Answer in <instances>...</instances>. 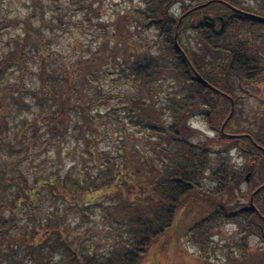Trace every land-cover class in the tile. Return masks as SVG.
Instances as JSON below:
<instances>
[{"label":"trees","instance_id":"obj_1","mask_svg":"<svg viewBox=\"0 0 264 264\" xmlns=\"http://www.w3.org/2000/svg\"><path fill=\"white\" fill-rule=\"evenodd\" d=\"M258 1L251 8L237 0H141L112 20L97 22L99 40L87 46L86 54L74 49L75 57L57 61L59 53L48 46L40 26L53 30L63 19L58 13L55 23L41 16V24L32 26L40 0H31L21 38L11 44V60L14 70L21 69L23 55L35 62L33 103L22 99L20 90L1 85L9 65L0 58V258L5 260L0 264H23L26 258L32 264H140L190 199L210 203L209 214L191 227L203 250L210 222L222 220L239 227L242 254L250 249L242 240L246 235L264 246V127L251 130L239 123L234 95L245 82L264 76V2ZM87 10L92 11L90 5ZM204 16L215 24L208 25ZM149 28L157 37L142 46L133 34ZM110 75L112 88L126 84L140 92L124 97L122 106L150 152L130 146L126 128L116 151L98 148L103 130H111L104 121L110 111L98 110L107 102L99 76ZM7 95L31 114L20 115L17 126H8ZM200 113L214 135L196 142L189 120ZM64 142L67 154L80 147L83 174H73L74 163L34 170L30 177L18 168L36 152ZM231 149L243 163L231 159ZM237 193L247 204L240 205ZM101 196L109 200L103 205L105 218L116 230L115 243L104 253L74 245L66 223L69 206L87 207ZM17 211L30 217V228L17 224Z\"/></svg>","mask_w":264,"mask_h":264},{"label":"rangeland","instance_id":"obj_2","mask_svg":"<svg viewBox=\"0 0 264 264\" xmlns=\"http://www.w3.org/2000/svg\"><path fill=\"white\" fill-rule=\"evenodd\" d=\"M77 1L40 0L41 13L37 9V13L35 12L30 17L32 18L30 21L32 26L41 24L39 20L41 16L45 19H51L54 23L57 13L62 17L64 23L57 27L54 26L53 30L42 25L40 26V30L45 36L48 46L59 53V55H56L57 61L75 57L72 56V50L74 49L78 51L79 55L86 54L87 46L89 44L94 46L99 40L95 35L102 28L99 25H95L97 22L112 20L116 13L141 4V0H79L81 4L76 3ZM237 1L251 8H255L259 4L258 0ZM260 2H264V0H260ZM88 5H90L92 11L87 10ZM261 5L263 8L260 14H264V4ZM32 7L31 0H0V58L2 56L5 57L9 65V68L1 79V85H6L17 91L20 90L22 92L21 98L31 103H33V98L30 91L38 85L36 76L34 75L36 69L35 62L30 55H23L24 64L21 69L14 70L13 61L11 60L13 45L11 44L21 38L24 26L22 20L27 17ZM177 8L178 5L176 4L171 10L176 12ZM235 8L238 9V7ZM14 19H17L18 23L13 25L7 24L8 21ZM130 30L132 31L131 28ZM261 31L264 30L261 29ZM188 32L190 33V31L184 32L183 36L189 34ZM136 34L142 39V46L147 45V40H153L157 37L155 28L138 30L133 34L134 38ZM152 48L156 50L155 47ZM262 56L264 57V53H262ZM99 77H102L103 91H101V97L105 98L107 102L105 105H100L98 110L110 111L104 121H106V126L111 127V130L109 134L103 130V137L101 136L97 141L98 148L105 151H111V149L116 151L119 146L118 137H121L123 134L121 128H126L133 136L132 138L131 135L128 136L130 146L131 144H135L136 147H141L150 152L144 139L140 137V134L135 132L136 128L132 125L135 120L130 121L125 116V111L128 110L123 109L122 106L124 97H139L140 92L133 85L120 84L112 88L111 83L114 85L115 82L110 81L111 75ZM161 83H164L166 90L169 88L164 81ZM234 92L237 100L235 101V117L239 120V123L242 126H248L251 130H256L259 126L264 127V76L254 81L245 82L242 84V88H236ZM163 93L160 94L161 100H164ZM7 100L11 103H9L10 112L6 114L9 120V127L13 125L17 126L20 115L31 116L30 111L27 112L25 107H22V109L18 108L17 103H15L17 101L12 96L7 95ZM109 107L110 109H108ZM189 124L194 128L191 136L193 141L197 142L204 139V135L209 137L214 135V132L209 130L206 125L201 113L190 118ZM103 128L102 125L101 129ZM14 129L11 128L9 130V135H11ZM76 131V129L73 130V132ZM68 140L69 143L72 142L70 137ZM37 144L38 141L34 142L35 147H37ZM34 146L32 147L35 148ZM66 147V142L62 143L58 149L53 146H47L44 151L36 152L30 160H24L23 163H20L18 168L30 177L31 172L34 170L39 171L42 168L52 169L59 166L61 169H65L74 163V166L71 167L73 174H83L84 169L81 165L82 163H80L82 155L80 147L74 146L71 154H67ZM230 157L237 165L243 163L242 157L237 154L236 150H230ZM248 174L249 172L245 175ZM241 187V191L243 192L246 189L245 185L243 184ZM236 195L238 198L239 193ZM244 197L238 198L240 199V205L247 204V201H244L246 200ZM6 199L9 201L7 194ZM97 201L99 203H94L87 207H79L80 209L75 208V206H69L66 209V223L68 237L74 245L82 244L88 250L93 248L98 253H104L115 243L116 230L115 227L109 225V222L105 218L106 213L103 205L107 204L109 200L101 196ZM234 204L231 200L230 205ZM210 210L209 202L195 199H190L180 206L171 225L152 244L147 254L141 259L140 264H264V246L255 235L244 236L242 240H244L248 247L250 246V249L246 254L241 253L242 250H240L239 243H237L240 238V231L234 220H222L221 223L216 224L211 221L209 225L211 233H209V237L204 235V238H208L205 239V250H203V247L201 248L193 239L195 234L191 227L194 223L206 217ZM25 216L23 212L17 211L16 222L17 224H22V226L25 224V227L28 225V228H30L31 225L29 224L32 223V220L30 217L29 219H25ZM35 216L37 215L35 214ZM197 233H202L199 226L197 227ZM26 259V261H23V264H32V261H29L30 258ZM0 261L5 263V260L1 258Z\"/></svg>","mask_w":264,"mask_h":264},{"label":"water","instance_id":"obj_3","mask_svg":"<svg viewBox=\"0 0 264 264\" xmlns=\"http://www.w3.org/2000/svg\"><path fill=\"white\" fill-rule=\"evenodd\" d=\"M204 18L206 19V22L209 24V25H213L214 24V18L212 17H209V16H204ZM220 20H221V23L223 22L222 18L221 17H218ZM245 179L247 180L248 179V175H245Z\"/></svg>","mask_w":264,"mask_h":264},{"label":"flooded vegetation","instance_id":"obj_4","mask_svg":"<svg viewBox=\"0 0 264 264\" xmlns=\"http://www.w3.org/2000/svg\"><path fill=\"white\" fill-rule=\"evenodd\" d=\"M245 219H246V221H247V218H245ZM217 223H221V222L218 221ZM246 224H247V223H246L245 221H242V228L246 227Z\"/></svg>","mask_w":264,"mask_h":264}]
</instances>
